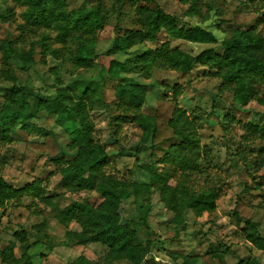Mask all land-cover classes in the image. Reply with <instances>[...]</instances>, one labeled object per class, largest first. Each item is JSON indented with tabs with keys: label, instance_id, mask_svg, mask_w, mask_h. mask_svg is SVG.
<instances>
[{
	"label": "rangeland",
	"instance_id": "1",
	"mask_svg": "<svg viewBox=\"0 0 264 264\" xmlns=\"http://www.w3.org/2000/svg\"><path fill=\"white\" fill-rule=\"evenodd\" d=\"M25 0H0V44L7 41L12 50L27 53L33 47V65L18 60L4 61L0 50V110L6 89L11 87L8 74L16 78L34 111L42 101H52L65 90L62 104L73 108L80 100L85 104L88 121L93 124L92 137L106 152L108 159L102 172L122 182L145 185L150 182L146 168L162 160L171 145L179 143L171 122L174 106L184 110L200 138L205 155L198 160L200 171L190 177L195 191L220 193L212 213L195 217L180 211L185 219L182 227L168 222L172 214L163 209L157 194L150 195V206L130 198L123 204V219H145L137 225L136 243L149 242L147 264H257L264 252L249 246L241 232L243 220L255 224L264 238V86H256L259 101L246 107L233 102L229 87L218 78L208 76L205 67L196 65L190 73L154 68L149 76L139 72L122 74L125 81L148 85L143 113L155 116L157 133L152 145L139 148L140 129L117 109L115 82L101 78L100 73L111 59L119 62L154 51L166 44L197 56L209 46L192 44L169 37L164 31L153 43H142L125 52L105 57L113 38L127 30H140L137 9L161 8L185 23L211 29L218 43L234 29L248 30L264 38V0H62L60 10L67 19L76 10H94L100 1L99 26L72 32L63 40L60 31L50 23L30 22ZM80 41L89 42L93 59L88 67H75L74 50ZM212 47V46H211ZM220 48L219 44L215 47ZM179 91L173 94V88ZM85 93V95H83ZM66 118L38 114L24 127L0 140V177L15 189L38 183V196H21L4 201L0 206V251L14 244V257L23 252L33 264H72L82 256L90 264H130L110 262L107 248L99 244L79 246L66 231L77 230L75 224L66 229L60 224L59 212L70 204L80 208L96 207L100 199L94 192H70L61 183L58 167L51 159L60 154L70 156L65 128ZM252 128H256L255 131ZM151 144H148L149 146ZM49 199V202L44 201ZM234 212L242 219L237 222ZM35 213H40L37 215ZM124 221V220H122ZM45 223V226L38 228ZM39 230V231H38ZM23 231L27 245L17 243L13 234ZM28 246V248H26ZM0 264H5L1 262Z\"/></svg>",
	"mask_w": 264,
	"mask_h": 264
},
{
	"label": "trees",
	"instance_id": "2",
	"mask_svg": "<svg viewBox=\"0 0 264 264\" xmlns=\"http://www.w3.org/2000/svg\"><path fill=\"white\" fill-rule=\"evenodd\" d=\"M27 17L30 22L50 23L53 18L54 27L60 31L63 40L72 32L90 30L101 24L100 1L94 10H76L71 17L66 18L60 10L62 0H25ZM140 17V30H127L116 35L105 57H111L142 43H153L159 33L164 31L169 37L192 44L209 46L197 56H190L178 50H168L166 44L161 48L148 51L131 61L119 62L111 59L108 66L100 73L101 78L115 82V95L118 100L117 109L128 114V118L141 131L138 146L142 149L157 148L152 145L157 133L155 116L143 113L147 101L148 85L125 81L122 74L139 72L149 76L154 68L176 71L182 74L190 73L196 66L208 69V76L218 78L224 86L229 87L233 102L238 107H246L251 101H259L256 86H264V38L256 34L253 28L248 30L234 29L228 38L218 43L211 29L193 26L185 23L177 25V19L165 13L161 8L141 7L137 9ZM35 24V23H34ZM219 44V49L215 47ZM212 46V47H211ZM4 61L15 59L24 66L33 65V47L27 53H18L11 49L7 41L0 44ZM93 49L89 42L80 41L74 50L73 64L75 67H88L92 63ZM11 87L6 89L4 101L0 110V140L15 133L16 128L44 113L48 117L55 116L58 121L68 120L65 128L69 143L65 148L72 152L70 156L60 154L51 159L58 167L61 183L70 192H94L100 199L96 206L84 205L76 207L70 204L59 212L60 224L64 228L75 224L77 230L66 231L67 237L77 245L99 244L107 248V259L110 262L127 261L130 264H147L149 242L136 243L137 225L145 224V219L134 221L123 219L121 210L126 200L134 198L141 200L143 205L150 206V195L156 193L163 209L172 214L169 224L182 227L185 219L180 211H189L195 217L212 213L217 208L220 193L210 190L207 193L195 191L190 185V177L199 173L198 160L205 155L200 146V138L193 131L192 121L188 114L174 106L172 117L173 131L179 143L171 145L161 161L151 163L146 168L149 171L150 182L137 185L133 182H122L103 174L108 156L104 149L93 140V124L88 121L85 104L80 100L73 108L62 104L67 96L65 90L58 91L54 100L39 102L32 110L24 91L16 84V78L8 74ZM173 94L179 91L173 88ZM85 95V93L83 94ZM256 128H252L255 131ZM264 138V127L260 128ZM148 144H151L150 146ZM40 185L31 183L15 189L0 177V206L4 201L17 200L21 196H38ZM44 201L49 202V199ZM40 215V213H35ZM237 222L242 219L234 212ZM124 220V221H122ZM245 226L241 230L245 242L252 248L264 252V238L256 233V225L249 220H243ZM45 226V223L38 228ZM39 231V230H38ZM14 240L27 245V237L23 231L13 234ZM28 248V246L26 247ZM14 244H9L0 251V260L5 264H33L30 255L23 252L19 258L14 257ZM72 264H90L84 257L76 258ZM183 264H187L183 262ZM257 264H261L258 262Z\"/></svg>",
	"mask_w": 264,
	"mask_h": 264
},
{
	"label": "built area",
	"instance_id": "3",
	"mask_svg": "<svg viewBox=\"0 0 264 264\" xmlns=\"http://www.w3.org/2000/svg\"><path fill=\"white\" fill-rule=\"evenodd\" d=\"M261 264H264V260H262Z\"/></svg>",
	"mask_w": 264,
	"mask_h": 264
}]
</instances>
